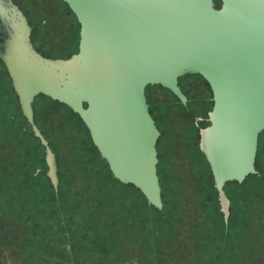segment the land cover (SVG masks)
Listing matches in <instances>:
<instances>
[{
  "label": "water",
  "instance_id": "95a60500",
  "mask_svg": "<svg viewBox=\"0 0 264 264\" xmlns=\"http://www.w3.org/2000/svg\"><path fill=\"white\" fill-rule=\"evenodd\" d=\"M62 1L80 24L78 50L67 57L38 51L19 4L0 0V58L45 146L53 184L59 182L58 160L34 120L39 95L76 113L114 178L162 209L161 130L147 88L161 85L186 102L179 79L197 74L213 95L200 148L227 220L228 183L258 172L264 132V0Z\"/></svg>",
  "mask_w": 264,
  "mask_h": 264
},
{
  "label": "rangeland",
  "instance_id": "374dc122",
  "mask_svg": "<svg viewBox=\"0 0 264 264\" xmlns=\"http://www.w3.org/2000/svg\"><path fill=\"white\" fill-rule=\"evenodd\" d=\"M19 1L37 29L35 40L45 55L67 57L77 51L80 24L62 0ZM204 84L207 87L202 96L210 100L203 109L206 115L212 91L208 83ZM150 93L162 131L158 147L164 207H153L137 188L117 181L79 116L59 102L45 105L41 97L37 105L48 109L42 128L52 140L60 162L59 201L72 205L80 230L88 234L85 243L90 246L91 264H137L136 260L146 264L143 261L148 257L153 264H166L163 252L175 245L191 251L192 264H230V233L242 232L243 215L249 213L250 235L257 233L255 228L264 221V132L257 156L259 174L226 187L233 213L228 223L210 167L199 149L194 120L179 113V107L173 111L167 106L177 101L173 95L158 92L156 98V92ZM25 154L26 162L28 151L19 156ZM41 154L45 171L43 147ZM39 194L35 189L26 192L27 196ZM147 230L153 234L149 236L152 240H147Z\"/></svg>",
  "mask_w": 264,
  "mask_h": 264
},
{
  "label": "flooded vegetation",
  "instance_id": "af4514ba",
  "mask_svg": "<svg viewBox=\"0 0 264 264\" xmlns=\"http://www.w3.org/2000/svg\"><path fill=\"white\" fill-rule=\"evenodd\" d=\"M14 1L19 4L27 15L33 28L32 42L34 47L42 52L35 40L37 29L32 24L27 10L19 0ZM179 83L187 97L186 102H183L172 91L161 85H150L152 87L150 89L156 92L154 93L156 98L157 93L161 92L164 94L169 93L177 99L176 102L167 106L173 108L171 109L173 111L176 107H179V113L194 120L193 127L196 130L198 129L199 149L202 152L200 148L201 129L209 124V111L213 106V95L211 96L210 109L205 115L203 109L208 106L210 100L208 101L203 97L207 87L204 83H208L204 77L197 74H188L182 76ZM148 88L147 96L150 102V98H152L150 92L152 90H148ZM41 97L44 99L45 105L49 102H58L45 95H39L33 103L35 123L40 127L54 150L53 142L45 133L41 124L48 111L47 106L37 105ZM151 110L153 113L152 104ZM203 123H205L204 126H202ZM158 127L160 128L159 124ZM191 129L192 126H189V130ZM42 147L45 151L44 160L47 166L45 171L41 164ZM24 150L28 151L29 154L26 162V154L23 157L19 156ZM11 151L14 152V155L11 154L12 156L8 154ZM54 152L56 154L55 150ZM202 154L204 155L203 152ZM56 157L59 177L57 186L53 184L48 175L49 167L46 161L45 146L40 138L35 135L32 125L24 114L13 88L9 71L0 58V264H91L90 246L85 243V241H88V234L80 230L72 205L69 202L66 204V202L59 201L61 176L57 154ZM2 161L4 163H1ZM257 174H259V171L253 175ZM243 182L233 181L230 183L242 184ZM32 189L37 190L40 194L27 196L26 192ZM65 198L69 199L68 197H62L63 200ZM229 199L230 214L227 219L228 223L231 215H233L231 211L232 201L230 197ZM249 218V213L243 215L244 221L241 233H230L229 253L232 259L230 264H264V221H261L259 226L255 228L257 233L250 235ZM146 234L147 240H152L149 239V236L152 237L153 234L149 230ZM182 247V245H175L171 248V251L164 250L163 255L166 264H192V260L189 259L191 251L182 249ZM129 251L134 250L129 249ZM124 252L126 253L122 249L123 256H125ZM148 259L149 257L143 263L153 264L152 260ZM134 263L139 264L137 260Z\"/></svg>",
  "mask_w": 264,
  "mask_h": 264
},
{
  "label": "trees",
  "instance_id": "16d2710c",
  "mask_svg": "<svg viewBox=\"0 0 264 264\" xmlns=\"http://www.w3.org/2000/svg\"><path fill=\"white\" fill-rule=\"evenodd\" d=\"M66 4V3H65ZM67 5V4H66ZM68 6V5H67ZM69 7V6H68ZM78 50V49H77ZM62 104V103H61ZM64 105V104H63ZM66 106V105H65ZM68 107V106H67ZM83 122V121H82ZM85 125V124H84ZM87 128V127H86ZM99 152V151H98ZM100 154V153H99ZM101 156V155H100ZM114 177V176H113ZM117 180V179H116ZM118 181V180H117ZM120 182V181H119ZM121 183V182H120ZM123 184V183H122ZM125 185V184H124ZM132 186V185H131ZM219 200V198H218Z\"/></svg>",
  "mask_w": 264,
  "mask_h": 264
}]
</instances>
